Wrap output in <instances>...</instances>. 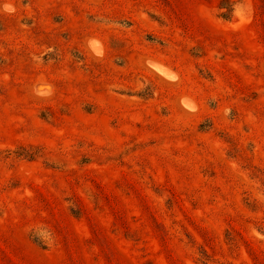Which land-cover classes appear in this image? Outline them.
Here are the masks:
<instances>
[{
	"label": "rangeland",
	"instance_id": "1",
	"mask_svg": "<svg viewBox=\"0 0 264 264\" xmlns=\"http://www.w3.org/2000/svg\"><path fill=\"white\" fill-rule=\"evenodd\" d=\"M0 58V264H264V0H0Z\"/></svg>",
	"mask_w": 264,
	"mask_h": 264
},
{
	"label": "trees",
	"instance_id": "2",
	"mask_svg": "<svg viewBox=\"0 0 264 264\" xmlns=\"http://www.w3.org/2000/svg\"><path fill=\"white\" fill-rule=\"evenodd\" d=\"M220 8H223V7H220ZM219 10H221V9H219ZM224 16H226L225 13H223V12L220 13L221 18H224ZM152 17L156 18V19L158 18L156 15H153ZM226 20H228V19H226ZM194 51H195V47H191L190 48V55L191 56H197V55H194ZM1 60L2 59L0 58V63H2ZM114 92L121 94V95L135 96V97L141 98V99L151 98V96L153 94L152 89L147 84H144L140 89H138L134 93L128 94V93H124L122 91L118 92L116 90H114ZM206 126L207 125L200 124V125H198V129L199 130H205ZM44 150H45L44 147H42L41 145H23V146L14 147V148L3 149L1 153H2V159H3L4 163L7 160H9L8 158L10 156H13L14 160H21V161H26V162L41 161L47 167L57 168V169L62 170V168L64 167V164H60V165L53 164L54 166L48 165V162L50 161V159H49V157H46V155L43 154ZM89 198H92V197H89ZM69 211H70V214L73 218L78 217V212L74 211L70 206H69ZM37 233H38L37 230L29 231L28 239L30 240V242H32L39 249L46 250L48 248V246L42 240V238L38 237Z\"/></svg>",
	"mask_w": 264,
	"mask_h": 264
}]
</instances>
